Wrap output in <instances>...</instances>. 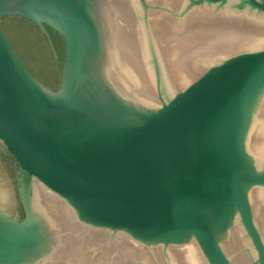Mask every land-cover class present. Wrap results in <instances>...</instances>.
Masks as SVG:
<instances>
[{
    "label": "water",
    "instance_id": "95a60500",
    "mask_svg": "<svg viewBox=\"0 0 264 264\" xmlns=\"http://www.w3.org/2000/svg\"><path fill=\"white\" fill-rule=\"evenodd\" d=\"M0 264H264V0H0Z\"/></svg>",
    "mask_w": 264,
    "mask_h": 264
}]
</instances>
